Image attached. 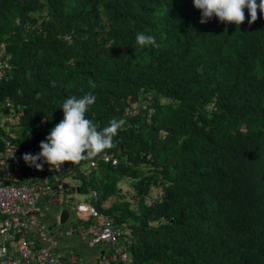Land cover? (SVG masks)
<instances>
[{
	"label": "trees",
	"instance_id": "trees-1",
	"mask_svg": "<svg viewBox=\"0 0 264 264\" xmlns=\"http://www.w3.org/2000/svg\"><path fill=\"white\" fill-rule=\"evenodd\" d=\"M245 17L201 24L193 0H0V103L21 110L22 151H41L72 96H96L98 129L126 121L94 158L117 165L64 177L80 173L99 208L115 198L106 212L135 264H264V15ZM140 32L159 47H139Z\"/></svg>",
	"mask_w": 264,
	"mask_h": 264
},
{
	"label": "built area",
	"instance_id": "built-area-1",
	"mask_svg": "<svg viewBox=\"0 0 264 264\" xmlns=\"http://www.w3.org/2000/svg\"><path fill=\"white\" fill-rule=\"evenodd\" d=\"M7 50L6 43H0V80L7 78L11 70ZM0 108V127L4 133L0 135V264H77L74 257L65 259L52 247L57 236L106 245L108 254L103 264H135L130 253L133 241L124 237L125 230L106 212V207L99 208L90 201L78 203L75 210L78 223L72 229H62L60 215L53 226L41 215L51 203H73L65 197L70 192L69 187H63L65 174L77 168L89 177L99 160L117 165L118 158L105 153L97 159L67 163L59 169L45 164L43 170L37 171L24 162L25 152L12 140L15 138L12 129L22 115L21 110L18 112L10 99L0 103Z\"/></svg>",
	"mask_w": 264,
	"mask_h": 264
},
{
	"label": "clouds",
	"instance_id": "clouds-1",
	"mask_svg": "<svg viewBox=\"0 0 264 264\" xmlns=\"http://www.w3.org/2000/svg\"><path fill=\"white\" fill-rule=\"evenodd\" d=\"M193 3L201 13L199 21L201 24H207L216 17L222 24H234L240 28L245 22V9L250 16L249 25L258 19V11L264 15V0H259V3L257 0H193ZM136 44L141 48L159 47L153 35H146L143 32L137 33ZM95 101L96 96L91 92L80 98L75 96L67 98L61 108L63 119L50 130L46 139L41 141L39 145L41 151L38 154L23 155L24 162L37 171L43 170L45 164L50 168L59 169L67 163L77 164L82 160L94 159L105 150L113 148L114 137L126 121L112 118L108 126L98 129L93 121L86 118V113Z\"/></svg>",
	"mask_w": 264,
	"mask_h": 264
},
{
	"label": "rangeland",
	"instance_id": "rangeland-1",
	"mask_svg": "<svg viewBox=\"0 0 264 264\" xmlns=\"http://www.w3.org/2000/svg\"><path fill=\"white\" fill-rule=\"evenodd\" d=\"M62 183L68 184L71 188H74V187L82 186L83 183H85V180L82 178V175L80 173L76 172V173H73L72 175L65 176ZM132 184H133V182L130 179H125L119 183L123 194L127 195V198H130L131 202L133 200L131 198L132 194H133ZM87 187H88V184H87ZM157 195H158V191L156 189L152 190V192L150 194V198L155 197ZM65 197H66V199H70V200L72 199L73 203L66 202L63 205L51 203V204H49V206L46 210L41 212V215L45 216L46 222L52 226L55 223L57 215L61 211L66 209L70 213V218L66 223H64L62 225V228L63 229H72L73 227H75L77 225V219L75 216L76 205L78 203H83V202H87L89 200H92L94 198V195L89 189L87 191V195L83 192L81 193V192H77V191H72L70 193H67L65 195ZM114 201H115V198H113V199L110 198L107 202L103 203V207H106V208L110 207ZM69 240L72 242V243H69L70 245H72V248H75V249L78 248V249L84 250L86 253L91 252V250L87 246H85L84 242L78 241V240H76V238H73V237L69 238ZM90 255H91V253H90Z\"/></svg>",
	"mask_w": 264,
	"mask_h": 264
},
{
	"label": "crops",
	"instance_id": "crops-1",
	"mask_svg": "<svg viewBox=\"0 0 264 264\" xmlns=\"http://www.w3.org/2000/svg\"><path fill=\"white\" fill-rule=\"evenodd\" d=\"M74 188H76V187H74ZM70 191L72 192L75 190H73V188L70 187ZM51 196L57 198V195L54 193H52ZM59 215L61 216V212L58 214V216ZM69 217H70V213H69ZM44 218H45V216H44ZM77 223H78V220H77ZM124 230L126 231L128 229L125 228ZM70 238H72V237H70ZM73 238H76V240L80 241L77 237H73ZM69 243H72L69 240V238L57 236L55 244L52 245V247L54 249H56L58 252H60L64 256L65 259H68L70 257H74L76 259L77 264H103V262H105V257L108 254V247L106 245H90V244L84 242L85 246H87L91 250V252H90L91 255H90V253H86L84 250H81L78 248L77 249L72 248V245H70Z\"/></svg>",
	"mask_w": 264,
	"mask_h": 264
},
{
	"label": "water",
	"instance_id": "water-1",
	"mask_svg": "<svg viewBox=\"0 0 264 264\" xmlns=\"http://www.w3.org/2000/svg\"><path fill=\"white\" fill-rule=\"evenodd\" d=\"M63 187H64V188H67L68 185H67V184H64ZM73 190L79 192V190L76 189V188H73ZM68 218H69V211L65 209V210H63L62 213H61V224L66 223L67 220H68Z\"/></svg>",
	"mask_w": 264,
	"mask_h": 264
}]
</instances>
